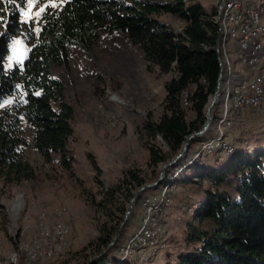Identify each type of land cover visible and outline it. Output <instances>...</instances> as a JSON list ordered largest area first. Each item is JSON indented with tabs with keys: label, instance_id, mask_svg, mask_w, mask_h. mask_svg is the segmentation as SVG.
Wrapping results in <instances>:
<instances>
[{
	"label": "trees",
	"instance_id": "1",
	"mask_svg": "<svg viewBox=\"0 0 264 264\" xmlns=\"http://www.w3.org/2000/svg\"><path fill=\"white\" fill-rule=\"evenodd\" d=\"M51 1L36 21H27L21 14L26 7L22 0L14 4L0 0V180L4 183L37 176L25 153L30 144L27 129L32 131L31 146L45 161L57 158L65 169L72 167L74 158L68 143L74 134L75 108L67 100L65 81L53 73L55 65L69 66L72 50H88L103 32L119 31L142 50L153 69L174 75L166 84L162 114L156 120L147 118L142 127L147 137L148 165L158 168L155 179L148 182L141 170H126L124 184L109 188L96 203L107 219L91 244L102 250L119 228L136 189L155 182L162 164L181 152L191 132L203 127L221 69L216 50L218 28L213 19L218 11L215 5L211 13L207 12L199 0ZM164 15L183 24L181 32L176 33V27ZM15 38L26 41L28 50L23 64L10 67L7 60ZM191 89V106L186 109L182 96ZM189 109L195 111L191 119L187 118ZM219 110L217 103L206 134L190 142L184 156L167 168L163 181L156 186L177 184L185 170L180 180L183 185L209 183L196 203L194 219H199L200 227H193L189 236L197 245L179 254L171 264H264V149L250 154L234 146L229 154L197 156L198 150L188 158L197 142L217 135ZM243 111L234 112V124ZM225 139L229 141L226 132ZM213 156L220 159L208 162ZM149 189L137 197L136 211L142 209ZM194 200L191 193L184 202L181 200L180 220L194 209ZM204 222L208 227L202 226ZM189 225L194 226L192 222ZM123 241L120 234L95 264L109 262V255L118 251ZM112 264L139 261L119 258Z\"/></svg>",
	"mask_w": 264,
	"mask_h": 264
},
{
	"label": "rangeland",
	"instance_id": "2",
	"mask_svg": "<svg viewBox=\"0 0 264 264\" xmlns=\"http://www.w3.org/2000/svg\"><path fill=\"white\" fill-rule=\"evenodd\" d=\"M199 1L209 13L217 2V0ZM241 2L264 4V0H241ZM51 3V0H40L33 7V14L39 12L40 8L45 9L46 5ZM28 7L26 5L22 11L27 10ZM41 14L34 15L32 20L36 21ZM215 17L217 16L213 19ZM22 18L27 20L23 15ZM164 18L176 27V33L181 32L183 24H179L177 19L169 15H164ZM262 21L264 22V14ZM227 46L228 52L224 57L222 56L224 64L228 59L235 74L249 78V85L256 70L251 67L246 68L241 63L235 38L228 36ZM27 50L26 41L15 38L7 65L11 67L14 63L23 64ZM226 66L224 65L225 73ZM53 73L65 81L67 100L75 108L72 119L74 134L68 143L74 158L73 164L70 169H65L58 163L57 158L54 161H45L31 146L32 131L27 129L26 135L30 144L27 145L25 153L34 166L37 176L34 179L9 184L0 180V264L89 262L101 251L91 242H96L101 227L107 219L106 213L99 211L96 203L105 196L104 193L109 188L122 186L126 170H141L142 175L148 178V182L155 179V172L158 171V168L154 169L148 165L149 150L145 142L147 137L143 134L142 127L147 118L156 120L162 114L166 84L174 75H163L157 69H153L142 50L119 31L103 32L88 50H72L69 66L55 65ZM116 96L119 101L114 98ZM220 99L218 103L221 111L218 120L223 113ZM193 117L195 111L189 109L187 118ZM218 120L215 125L217 135L213 137H218L220 134ZM225 132L230 141L228 142L233 145L232 148L235 146L237 151L256 154L264 149V106L254 110H244L236 118L234 126L226 129ZM228 132H230L229 137ZM206 141L197 142L190 150L188 158L198 150L197 156L200 155ZM215 158V156L209 157L208 162L212 163ZM186 172L187 170L179 177L177 184H166L164 187L150 188L147 191L149 194L147 196H159L169 187L167 192L171 205L167 208V212L163 213L165 216L160 219L166 229L167 248L151 251L148 261H142L138 247L127 250L131 239L140 232L146 214L143 206L136 211L134 205V211L121 232L124 238L121 248L112 251L109 255L110 261L106 264H112L113 260L119 258L120 261L137 259L139 264H171L177 260L179 254L191 251L197 245L189 236L193 233V227H200L199 219H194L196 203L201 195L203 198L204 188L209 187V183L183 185L180 180ZM120 193L119 191L118 197ZM188 193L194 196L196 205L180 220L179 217L183 213L178 206L181 200L185 201ZM18 202L19 209H15V204ZM57 211H61L59 217L56 215ZM41 212L47 213L49 217L48 227L53 244L56 241L55 228L60 225L69 227L70 234L63 251L49 253L47 241L37 236V220ZM191 222L194 226L189 225ZM202 226L206 228L208 224L204 222ZM36 236L42 244L36 257L38 259L32 260L27 254L29 249L25 244L36 239ZM21 257L26 258L22 263L19 261Z\"/></svg>",
	"mask_w": 264,
	"mask_h": 264
},
{
	"label": "bare ground",
	"instance_id": "3",
	"mask_svg": "<svg viewBox=\"0 0 264 264\" xmlns=\"http://www.w3.org/2000/svg\"><path fill=\"white\" fill-rule=\"evenodd\" d=\"M255 8L256 11H253V2L252 4H244L241 0H226L223 3L221 13L217 14V17L214 19L217 28H219V33H221V37L218 35V38H220V48L217 49L216 47L217 52H220V55L223 57L226 55L228 52L227 38L228 36H232L237 40L238 54L241 63L247 67L259 70L260 72L253 76V80L249 85L248 80L243 83H237L232 66L229 60L226 59V63L224 64L225 66L227 65L226 77L224 78L225 81H223L220 99L223 105V113L221 114V119L218 120L220 134L218 133V137L209 138V140L204 143L201 153L213 154L217 151H221L225 154L231 153L232 147L225 139V130L233 126L234 112L246 109L254 110L264 106V22L262 21L264 4H262V2L255 3ZM241 11L245 19L255 21L254 26L243 29V38H250L245 39L243 45L241 30H234L235 16H238ZM193 89L186 91L182 96V106L186 109L191 106V97L194 93ZM114 98L118 101L120 100L117 96ZM168 190L169 187L165 188L159 196H146L143 201V208L146 209L143 224L140 232L138 234L136 233V236L131 239L127 249L138 247V250L141 252L139 256H142V261L150 260L151 251L167 248L166 229L162 225L160 219L171 205L169 192H167ZM15 209H19V202L15 204ZM56 215L59 217L61 211H57ZM37 223V236L47 241L45 242L50 249L49 253L63 251L70 234L69 227L67 228L64 225H60L55 228L54 237L57 242L55 241L53 244L51 232L48 227L49 217L47 213L41 212L38 216ZM37 236L36 239L27 241L28 243L25 244V247L29 249L27 254H29L32 260L36 259L38 252L41 250L42 241L40 242L39 239L38 241ZM46 248L47 247H45V249Z\"/></svg>",
	"mask_w": 264,
	"mask_h": 264
},
{
	"label": "water",
	"instance_id": "4",
	"mask_svg": "<svg viewBox=\"0 0 264 264\" xmlns=\"http://www.w3.org/2000/svg\"><path fill=\"white\" fill-rule=\"evenodd\" d=\"M223 3H224V0H217V2H216L218 14H220L222 11ZM216 47H217V49L220 48V38H217ZM219 61H220L221 69H220V74H219L218 81H217V88H216L215 93L213 94V96L210 100L209 105L206 108L205 122L203 124V127L197 131L191 132L188 135V137L186 138L181 152L179 154H177L171 160L162 164L161 170H160V175L155 182L143 184L139 188L136 189V191L133 193L132 197L130 198L129 208L126 211L125 216L123 217L122 222H121L119 228L117 229V231L115 232L114 236L112 237L111 241L99 253L94 255V257L87 264H95L96 261L99 258H101L102 256H104V254L107 252V250L109 248H111L116 243V241H117L118 237L120 236L125 224L128 221V218L131 216V214L134 211V205H135V202L137 200L138 195L148 188H153V187L155 188L157 185H159L165 177V173H166L167 168L174 165L181 157L184 156V154L188 150L190 142L199 136L205 135L206 132L208 131V129L211 127L212 119H213V113L215 111V107H216V105L220 99V96H221L222 84H223V79H224V74H225L224 61H223V58L220 54H219Z\"/></svg>",
	"mask_w": 264,
	"mask_h": 264
},
{
	"label": "built area",
	"instance_id": "5",
	"mask_svg": "<svg viewBox=\"0 0 264 264\" xmlns=\"http://www.w3.org/2000/svg\"><path fill=\"white\" fill-rule=\"evenodd\" d=\"M225 1L226 0H224V2ZM253 11H256L255 2H253ZM254 25H255V21H251V19H245V17L242 16V11L239 13L238 16H235V29L234 30H241L242 45L244 44L245 39H250V38H243V29H245L246 27L254 26ZM218 35H220L221 37V33H219V28H218ZM218 53L220 54V52ZM22 259L23 258L21 257L20 258L21 263H22ZM24 260H26V258H24Z\"/></svg>",
	"mask_w": 264,
	"mask_h": 264
},
{
	"label": "snow or ice",
	"instance_id": "6",
	"mask_svg": "<svg viewBox=\"0 0 264 264\" xmlns=\"http://www.w3.org/2000/svg\"><path fill=\"white\" fill-rule=\"evenodd\" d=\"M6 2L8 4H14V3H16V0H6ZM22 2L29 6L27 8V10H24L21 13L23 16H25L27 18L28 21H31L33 19L34 15L39 16L41 13H43L45 11L44 8H40L39 12H35L33 14L32 9L35 5H37L38 2H40V0H22ZM17 43H19V42L17 41Z\"/></svg>",
	"mask_w": 264,
	"mask_h": 264
},
{
	"label": "crops",
	"instance_id": "7",
	"mask_svg": "<svg viewBox=\"0 0 264 264\" xmlns=\"http://www.w3.org/2000/svg\"><path fill=\"white\" fill-rule=\"evenodd\" d=\"M245 67L247 68V66H245ZM232 69H233V67H232ZM259 72H260L259 70H256L255 73L253 72L254 73L253 76L256 75V74H259ZM233 74L235 76V79H236L237 83H243V82H246L249 79L247 76L245 77L242 74H238V73L235 74L234 72H233Z\"/></svg>",
	"mask_w": 264,
	"mask_h": 264
}]
</instances>
